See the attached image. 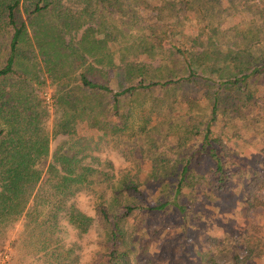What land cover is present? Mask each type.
<instances>
[{"label":"rangeland","instance_id":"374dc122","mask_svg":"<svg viewBox=\"0 0 264 264\" xmlns=\"http://www.w3.org/2000/svg\"><path fill=\"white\" fill-rule=\"evenodd\" d=\"M173 1L177 3L176 9L185 15L179 18L178 27L198 37L196 45L223 57L216 61V67H199L198 78H188L183 61L172 62L165 56L149 61L147 54L134 44L138 35L147 33L137 29L178 22L168 8V3ZM96 2L91 1L85 10L84 0H62L57 8L60 11L48 12L45 21L67 23L68 42L81 44L85 40L88 46H95L94 52L86 56V65L93 64L105 73L103 79L115 90L130 84L126 69L133 62L150 63L149 79L185 81L156 87L134 97H121L120 115L103 116L101 128L88 121L79 122L72 134H59L53 139L52 150L56 152L61 146L72 151L82 149L85 163L97 157L101 164L95 162V167L117 177L128 173L137 179L145 197L155 205L163 201L160 197L168 188L164 179L153 180L151 171H175L179 157L197 149L200 132L211 114L213 97L220 91L213 136L223 139L226 164L233 172L227 191L219 196L210 193L208 199L209 191L204 183L195 191L187 189L186 196L194 199L189 223L182 222L175 210L169 211L166 225L155 232L154 225L160 221L158 215L150 219V229L138 226L139 219L131 216L123 222L125 239L132 246L136 264H206L205 260H209L208 264H230L231 252L246 247L258 256L250 264H264V206L252 209L247 201V188L254 173L258 170L264 173V73L248 79L246 84L226 85L217 90L221 81L241 77L263 63L264 0H135L127 1L119 10H105L102 3ZM24 10L25 7L26 16ZM62 11L69 15L64 17ZM160 12L163 18L158 20ZM90 26L98 31L86 37ZM105 27L112 31L111 36L106 35ZM9 42V31L0 32V66L6 61ZM35 49L30 56L22 57L19 66L33 78L32 87L39 94L42 109L48 106L49 114L43 125L52 129L62 112L57 110L53 98L56 85L46 73L38 47ZM235 57H239L237 62ZM109 61L117 67L108 70ZM37 79L45 82L38 85ZM18 80L20 87L19 76L14 75L11 81ZM1 87L8 89L10 85ZM246 94L251 97L248 102ZM99 98L108 103L110 97ZM4 124L0 118V125ZM170 185H175L173 180H169ZM259 197L264 202L263 191ZM98 202L97 197L83 190L68 201V206L75 203L86 214L95 216ZM48 215L47 212L43 221L50 218ZM33 219L34 216L27 219L23 216L0 223V264H45L41 238L42 233L50 232L62 247L61 252H68L60 264H98L99 254L106 252L105 226L99 220L94 221L88 232H82L63 217L58 221L56 218L58 224L51 221L43 227ZM185 245H190V249H185Z\"/></svg>","mask_w":264,"mask_h":264},{"label":"trees","instance_id":"16d2710c","mask_svg":"<svg viewBox=\"0 0 264 264\" xmlns=\"http://www.w3.org/2000/svg\"><path fill=\"white\" fill-rule=\"evenodd\" d=\"M84 1L87 3L85 10L91 1L102 3L105 10H119L127 1L135 2ZM174 2H169L168 8L172 18L175 17L178 22L139 28L137 31L146 30L147 33L138 35L134 44L141 52L147 54L149 61L163 56L172 59V62L183 61L184 69L189 73L188 78H198L199 67H216L223 57L217 56L202 45H196L199 42L198 37L190 36L185 28L178 27L181 24L179 18H185V15L176 9L177 3ZM59 4H62V0H0V32L9 31L10 34L9 52L5 63L0 66V118L5 123L4 126L0 125V223L23 216L26 219L34 216L33 221L43 227L51 221L58 224V218L63 217L77 229L88 232L94 221L99 220L105 226L107 240L106 252L99 254L98 264H136L131 254L132 246H128L125 239L124 219L134 216L139 219L138 226L150 229V219L158 215L160 221H156L154 225L156 232L162 225H166L168 212L175 210L180 220L187 224L191 221L189 217L194 204V199L186 196L187 189L190 192L195 191L204 183L209 191L208 199L211 198L210 193L219 196L228 189L233 172L226 164L223 139L213 136V127L218 119L220 91L213 97L211 114L200 132V144L197 149L179 157L175 171H151L153 180L162 182L161 179H164L168 188L160 197L163 201L152 205L145 197L140 183L128 173H121L117 177V174L95 167L93 163H100L97 157H91L92 162L85 163L86 156L82 154V149L72 151L61 146L54 152L51 144L59 134L75 132L79 122L88 121L101 128L103 116L120 115L121 97H134L136 94L156 87L171 86L185 79H149L150 63L133 62L128 63L126 69V78L130 84L115 90L103 79L105 73L98 71L93 64L86 65V56L94 52L95 46H88L85 40L81 44L68 42L67 23L59 20L45 21L48 12L60 11L57 9ZM23 7L26 16L23 15ZM62 13L64 17L69 15L65 11ZM42 16L43 19L39 20ZM162 16L161 12L157 13L158 20L162 19ZM97 31L93 26L88 27L86 37ZM104 31L107 36L112 35L109 27H105ZM36 46L43 56L46 73L56 85L53 98L57 110L62 112L52 129L43 125L47 112L49 114L48 106H43L42 109L40 99L38 100L39 94L32 87L33 78L19 66L22 57L26 54L30 56ZM238 59L239 57H235L234 61L237 62ZM238 63L242 64L241 61ZM114 65L113 61H109L108 70L117 67ZM225 67L229 70L228 65ZM244 73L241 77L235 76L233 79L221 81L217 90L226 85L246 84L248 79L264 73V61L261 66ZM231 74L233 73H229ZM14 75L19 76L22 86L17 85L19 80L16 83L11 81ZM220 76L225 77L224 74ZM36 82L41 85L45 81L37 79ZM7 83L10 88L1 87ZM25 85L32 89H26ZM105 95L110 97L108 103L99 98ZM246 97L248 102L251 97L248 94ZM169 180H173L175 185L168 186ZM83 190L89 191L99 199L95 206V216L86 214L75 203L68 206V201ZM262 191L264 192V173L258 170L247 188V201L252 209L264 206L259 197ZM47 212L50 218L43 221ZM50 233H42L41 247L45 252L43 258L45 264H60L61 260L68 256V252H61L62 247ZM185 249H190V245H185ZM231 253L230 264H250L254 259H258L249 247L235 249ZM208 261L205 260V263L208 264Z\"/></svg>","mask_w":264,"mask_h":264}]
</instances>
